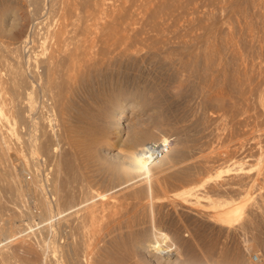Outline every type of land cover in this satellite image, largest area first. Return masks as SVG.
<instances>
[{
    "label": "rangeland",
    "instance_id": "374dc122",
    "mask_svg": "<svg viewBox=\"0 0 264 264\" xmlns=\"http://www.w3.org/2000/svg\"><path fill=\"white\" fill-rule=\"evenodd\" d=\"M3 12L0 264H150L132 246L155 227L179 264H264V0H0ZM47 66V87L30 86ZM108 93L132 116L121 135L93 120ZM137 124L154 138L131 149ZM163 139L149 179L110 162Z\"/></svg>",
    "mask_w": 264,
    "mask_h": 264
},
{
    "label": "bare ground",
    "instance_id": "6f19581e",
    "mask_svg": "<svg viewBox=\"0 0 264 264\" xmlns=\"http://www.w3.org/2000/svg\"><path fill=\"white\" fill-rule=\"evenodd\" d=\"M7 13L8 12H3V14L1 15L0 14V28H1V26H2V24L4 23V20H5V17H6V15H7ZM14 15H12V18H14L13 17ZM15 19V18H14ZM14 19H12V20H14ZM61 26V25H60ZM63 28V27H62ZM62 28H56V31L54 32L56 35H58V36H62V34H63V32H62ZM1 29H3V26H2V28ZM64 29V28H63ZM4 30V29H3ZM22 32H20V34H21ZM55 35V36H56ZM58 36H57V38H58ZM64 37V35L62 36V38ZM56 38V37H55ZM56 38V40H58ZM62 38H60V39H62ZM56 43H58V42H60L61 43V41L59 40L58 42L57 41H55ZM23 43V42H22ZM56 45V44H55ZM58 46V44L56 45V47ZM56 49H58L59 50V48L57 47ZM61 49V48H60ZM54 51H55V49H54ZM53 53V52H52ZM56 52H54V54H55ZM53 54V55H54ZM72 54H74V53H72ZM53 55H51L52 57H54L55 58V56H56V54H55V56H53ZM50 56V57H51ZM71 56V55H70ZM70 56H69V58H70ZM75 56H77V55H75ZM49 57V61L51 60V58ZM73 58H74V56H72ZM30 58V57H29ZM68 58V59H69ZM73 58L72 59H69V61H67L68 62V64L69 63H71V64H69L70 65V67L71 66H78V62H77V60H76V62H75V60H73ZM66 59V58H65ZM76 59H78V57L76 58ZM53 60H55V59H53L52 58V62H54ZM31 61V60H30ZM47 61H48V59H47ZM43 62V64L45 63H50V62ZM65 61V60H64ZM78 61H79V59H78ZM36 62V61H35ZM29 63V62H28ZM32 63V62H31ZM40 63H42V62H40ZM39 63V64H40ZM42 64V65H43ZM47 64V65H48ZM52 65H53V63H52ZM23 66V65H22ZM36 66V65H35ZM48 66H51V63L48 65ZM47 66V68H45L46 70L49 68ZM79 66H80V64H79ZM38 67V66H37ZM41 67V66H40ZM44 67H45V65H44ZM52 68L51 69H53V66H51ZM75 67V68H76ZM34 68V67H33ZM42 68V67H41ZM73 68V67H72ZM74 68V69H75ZM78 68V67H77ZM35 69V68H34ZM66 69H67V67H66ZM71 69V68H70ZM23 70V69H22ZM31 70V69H30ZM62 70V69H61ZM68 70H69V68H68ZM36 71V70H35ZM43 71H44V69H43ZM49 70H47V71H44V75H42L41 77H37V74H36V78H34V79H32V80H30L31 82H30V86H34L35 85V87L37 86V87H43V86H45L46 84H47V81H48V76H49V78L51 79V76L49 75V73H53L52 71H55L54 69L50 72H48ZM75 71V70H74ZM26 72V71H25ZM33 72V71H32ZM63 72V71H62ZM73 71H72V69L70 70V74L68 75V76H70L71 77V75L73 74L72 73ZM42 73V72H41ZM72 73V74H71ZM24 74V73H23ZM34 74V73H33ZM64 74H66V73H64ZM55 75V74H54ZM23 76H25V75H23ZM63 76V75H62ZM67 76V77H68ZM26 77V76H25ZM24 77V78H25ZM53 77V76H52ZM23 78V77H22ZM29 79V78H28ZM60 79V78H59ZM67 79H71V80H73L72 78H67ZM20 81V80H19ZM22 81H24V80H22ZM22 81H21V83H22ZM68 81V80H67ZM66 82V81H65ZM70 82V81H69ZM25 83H26V81H25ZM28 83V82H27ZM48 84H49V82H48ZM22 85V84H21ZM27 85V84H26ZM24 86V85H23ZM28 86V85H27ZM27 86H25V88L27 87ZM30 86H28L29 88H30ZM58 86V85H57ZM27 87V88H28ZM36 87V88H37ZM46 87H47V85H46ZM26 88V90H28ZM38 88V89H39ZM42 89V88H41ZM45 89V88H44ZM25 91V90H24ZM51 92V91H50ZM116 92V91H115ZM38 93V92H37ZM46 93V92H45ZM110 93H112V92H110ZM110 93H108V95L110 94ZM114 93V92H113ZM112 93V94H113ZM117 93V92H116ZM116 93H115V95H116ZM120 93V92H119ZM112 94H110L109 96H104V95H102V96H104L103 98H102V96L100 97V98H102V101H103V103H105V102H107L108 103V105H109V108H110V110L108 111V109L109 108H107L105 105L103 106V104L101 105L100 103H99V105H101V106H103V107H100L101 109H100V111H99V113H98V115L95 113V115H97V116H95V117H97V118H93V120L95 121V119H98V121H100V122H110L111 124H114V131L116 130L117 132H118V134H120L121 135V133H122V130L124 129L123 128V126H124V122H125V120H127V118L129 119V118H131L132 116H130L128 113H127V111H126V109L124 108V107H121V105H119L120 104V102H121V98L120 97H117V95L116 96H112ZM118 94V93H117ZM124 94V93H123ZM22 95V94H21ZM30 94L29 93H27V91H26V94H25V96H26V98H27V96H29ZM106 95V94H105ZM24 95H23V97H25ZM51 96V95H50ZM120 96V95H119ZM125 96V95H124ZM138 96L139 95H134V97L132 98L133 100H137L138 99ZM35 97V96H34ZM33 97V98H34ZM49 97V96H48ZM58 97V96H57ZM25 98V99H26ZM38 98V97H37ZM99 98V99H100ZM24 99V98H23ZM22 99V100H23ZM42 99V98H41ZM49 99V98H48ZM141 99H143V97H141ZM150 99V98H149ZM28 100H29V98H28ZM34 100V99H33ZM53 100V99H52ZM139 100V99H138ZM144 100V99H143ZM37 101V100H36ZM43 101V100H42ZM100 101V100H99ZM142 101V100H141ZM25 102H27V100L25 101ZM56 102V101H55ZM20 103V102H19ZM23 103H24V101H23ZM41 103V102H40ZM39 103V104H40ZM44 103L45 102H43V105H44ZM25 104V103H24ZM28 106L26 105H23V109H24V107H25V109L24 110H22V112L20 113V114H18L19 115V117H20V115L22 116V117H20L19 119L20 120H22V118L24 119L23 120V122L26 120V118L27 117H31L30 115L29 116H27L28 114H29V112H31V109L33 108L30 104H32L31 102L29 103V101H28ZM55 104V103H54ZM107 105V106H108ZM39 106H42V104L41 105H39ZM46 106V105H45ZM45 106H43V107H45ZM62 106V105H61ZM18 107V106H17ZM34 107H35V105H34ZM94 107V106H93ZM22 108V107H21ZM20 108V109H21ZM54 108V107H53ZM55 109V108H54ZM91 109H93V108H91ZM94 110H97V108L96 109H94ZM98 110H99V107H98ZM97 110V111H98ZM96 111V112H97ZM27 112H28V114H27ZM33 112H34V109H33ZM94 112V111H93ZM32 113V112H31ZM30 113V114H31ZM44 113V112H43ZM55 113V112H54ZM47 114V113H46ZM56 114V113H55ZM94 114V113H93ZM34 113L32 114V117H34ZM41 115V114H40ZM61 115V114H60ZM58 116V115H57ZM32 117L30 118V121L32 122ZM43 117V116H42ZM91 117V116H90ZM93 117V116H92ZM17 118V117H16ZM52 118V117H51ZM156 118H158V117H156ZM35 119H36V117H35ZM155 119V118H154ZM18 120V119H17ZM157 120V119H156ZM28 121H29V118H28ZM30 121H29V123H30ZM2 122V121H1ZM34 122V121H33ZM96 123H97V121H95ZM99 122V123H100ZM137 122V121H136ZM156 122V121H155ZM27 123V122H26ZM25 123V124H26ZM62 123V122H61ZM83 123V122H82ZM94 123V122H93ZM36 123L34 122V125H35ZM133 124H135V122L133 123ZM32 125V123H30L29 124V129L30 130H32V128L34 129V127H33V125ZM65 125V124H64ZM97 125H98V123H97ZM128 125L130 126V123H128ZM141 125V124H140ZM157 125V124H156ZM10 126V125H9ZM22 126V125H21ZM37 126V125H36ZM93 126L94 125H92V129H93ZM99 126H101V125H99ZM127 126V125H126ZM126 126H124V127H126ZM131 126H133L132 125V122H131ZM152 126H153V123H152ZM5 127V126H4ZM28 127V126H27ZM69 127V126H68ZM80 127V126H79ZM86 127V126H85ZM87 127H89V128H91V126H87ZM96 127V126H95ZM95 127H94V130H95ZM140 127V129H141V126H139ZM139 127H138V124H137V128L136 127H134L135 129H133V130H131L129 133L127 132V130H126V132H127V136L129 137L130 136V138H129V142H130V144H127V145H129L130 146V148L132 149H135L134 148V146L135 145H138L140 142H142L143 143V140H145V139H150L151 137H150V135L147 133V131L148 130H146V131H142V130H140L139 129ZM36 128V127H35ZM81 128V127H80ZM89 128H87V129H89ZM24 129V131H26V132H28L29 131V129L27 128V130H25V128H23ZM66 129H67V127H66ZM97 129V128H96ZM126 129V128H125ZM35 130V129H34ZM33 130V131H34ZM78 130V129H77ZM82 130H84V128L82 129ZM85 130H86V128H85ZM84 130V131H85ZM93 130V131H94ZM98 130H100V129H98ZM105 130V129H104ZM103 130V131H104ZM72 131H74V130H72ZM88 131V130H87ZM86 131V132H87ZM97 131V130H96ZM35 132V131H34ZM55 132V131H54ZM76 132V131H75ZM74 132V133H75ZM89 132H92V130L90 129L89 130ZM98 132V131H97ZM97 132H95V133H97ZM102 132V131H101ZM101 132H100V134H101ZM28 133H30V132H28ZM49 133V132H48ZM85 133V132H84ZM84 133L83 134H81V135H83V136H81L80 135V137H87L88 135L87 134H85V136H84ZM99 133V132H98ZM102 133H104V135L102 136V135H99V136H102V137H104L105 136V131L104 132H102ZM31 134V133H30ZM29 134V135H30ZM77 133H75V136H77L76 135ZM90 134V133H89ZM92 134H94V133H92ZM129 134V135H128ZM38 135V134H37ZM68 135V134H67ZM69 135H70V133H69ZM72 135V134H71ZM91 135V134H90ZM89 135V136H90ZM95 135V134H94ZM94 135H91L92 136V138H93V136ZM119 135V136H120ZM25 136H27L26 135V133H25ZM44 136V135H43ZM55 136V135H54ZM62 136V135H61ZM74 135H72V136H70V137H73ZM79 136V135H78ZM77 136V137H78ZM88 136V137H89ZM96 136V135H95ZM94 136V138H95V142H99L100 140L99 139H106L105 137L104 138H99V136H98V140L96 141V137ZM1 137V136H0ZM29 137V136H28ZM69 137V136H68ZM70 137H69V139H68V141L69 140H71V141H74V140H76L75 139V137H74V140L73 139H70ZM79 137V138H80ZM86 137H85V140H87L86 139ZM128 137H127V139H128ZM27 138V137H26ZM36 138V137H35ZM60 138V137H59ZM66 138V137H65ZM78 138V140L79 141H81V138L79 139ZM90 138V137H89ZM118 138V137H117ZM152 138H154V137H152ZM151 138V139H152ZM28 139V138H27ZM30 139V138H29ZM52 139V138H51ZM84 139V138H83ZM37 140V139H36ZM77 140V141H78ZM90 140V139H89ZM165 139H163V141H164ZM24 141L26 142L27 140H25L24 139ZM33 141V140H32ZM32 141H27L29 144H30V142H32ZM35 141V140H34ZM33 141V142H34ZM53 141V140H52ZM55 141V140H54ZM92 142H90V143H95L94 141H93V139L91 140ZM120 141V140H119ZM146 141V140H145ZM144 141V142H145ZM24 142V143H25ZM26 142V143H27ZM32 142V143H33ZM39 142V141H38ZM57 142V141H56ZM70 142V141H69ZM83 142V141H82ZM82 142H81V144L80 145H82ZM104 142H106L105 140H104ZM6 143V142H5ZM27 143V144H28ZM35 143V142H34ZM75 143H78V142H75ZM84 144H87V145H85V147H88V145H89V143H86L85 141L83 142ZM127 143H128V140H127ZM1 144V143H0ZM71 144V143H70ZM79 144V143H78ZM32 147H33V145L32 144H30ZM51 145V144H50ZM72 145H73V142H72ZM79 145V146H80ZM93 145H96V147L99 149V147L97 146V144L95 143V144H93ZM99 145V144H98ZM101 145V144H100ZM2 146V145H1ZM21 146V145H20ZM26 146V145H25ZM56 146V145H55ZM76 146H78V145H76ZM75 146V147H76ZM27 147V146H26ZM31 147V148H32ZM51 147V146H50ZM119 147V146H118ZM39 148V147H38ZM81 148V147H80ZM79 148V149H80ZM89 148H93V146H92V144H91V146H89ZM119 148H121V146L119 147ZM118 148V149H119ZM145 148V147H144ZM144 148H142V149H140V150H138V151H135V152H132V153H128V154H126L125 155V158H123V162L121 161V162H118V161H120V159H119V156H118V153H120V151L119 150H122V149H119L116 153H114L113 155H109L110 157H115L116 155L118 156V159H116L117 157H115V162H114V160H111V159H113V158H110V162H113V164L114 163H116L117 162V164H114L113 165V167L115 168V170H117L119 173H120V171H121V173H123V174H126V175H129V174H137V175H139V176H143L144 178H148L149 179V176H150V166L151 165H153V163H146L143 159H142V151H143V149ZM6 149V148H5ZM48 149V148H47ZM169 149H170V145H169ZM2 150V149H1ZM30 150V149H29ZM100 150V149H99ZM43 151V150H42ZM41 151V152H42ZM51 151V150H50ZM36 152H39V150L37 149L36 150V148H34L33 147V149L32 150H30V153H31V155L32 154H37ZM122 152V151H121ZM169 153V150H168V152L166 153V154H168ZM39 154V153H38ZM49 154V153H48ZM51 154V153H50ZM49 154V155H50ZM104 154V153H103ZM165 154V155H166ZM164 155V156H165ZM35 156V155H34ZM103 156V155H102ZM106 155H104V157H105ZM108 155L106 156L107 158L109 157ZM104 157H102V158H104ZM38 158H41V157H38ZM163 158V157H162ZM161 158V159H162ZM35 159V158H34ZM36 160V159H35ZM106 160H108L109 161V158L108 159H106ZM118 160V161H117ZM158 161H160V160H157V161H155L156 163L158 162ZM20 162V161H19ZM27 163V162H26ZM30 164V163H29ZM28 164V165H29ZM21 165V164H20ZM109 167H111V166H109ZM34 168V167H33ZM117 168V169H116ZM22 169H23V167H22ZM21 169V170H22ZM39 169V168H38ZM25 170V169H24ZM37 170V169H36ZM114 170V171H115ZM38 171V170H37ZM23 172V171H22ZM30 174H32V173H30ZM33 175V174H32ZM122 175V174H121ZM26 176V175H25ZM31 176V175H30ZM152 176V175H151ZM154 176V175H153ZM25 178V177H24ZM22 179V178H21ZM23 181H24V179H23ZM54 181V180H53ZM26 182V181H25ZM34 182V181H33ZM57 182V181H56ZM55 183V182H54ZM149 183V182H148ZM35 184H37V183H35ZM30 185V184H29ZM39 185V184H38ZM57 185V184H56ZM55 185V186H56ZM52 186V185H51ZM35 187V186H34ZM21 188V187H20ZM53 188V187H52ZM55 188V187H54ZM53 188V189H54ZM58 188V187H57ZM82 188V187H81ZM89 188V187H88ZM25 189V188H24ZM32 189L30 188H27L25 191H27V192H32V193H34L35 191H31ZM34 190H35V188H34ZM56 190V189H55ZM22 191V190H21ZM56 192V191H55ZM54 192V193H55ZM58 192H59V190H58ZM23 193H24V191H23ZM22 193V194H23ZM88 194V193H87ZM60 195V194H59ZM190 195H192V194H190ZM37 196V195H36ZM61 196V195H60ZM194 196V195H193ZM58 197V196H57ZM135 197V196H134ZM137 198H139V197H137ZM205 198V197H204ZM88 199V198H87ZM111 199V198H110ZM117 199V198H116ZM124 199V198H123ZM140 199V198H139ZM143 199V200H142ZM32 200V199H31ZM54 200V199H53ZM60 200V199H59ZM117 200H119V199H117ZM136 200V199H135ZM142 200V201H141ZM40 201V200H39ZM58 201V200H57ZM56 201V202H57ZM131 201H132V199H131ZM134 201V200H133ZM137 201V200H136ZM139 201V200H138ZM140 203H139V205H140V207H146L147 206V204H148V200L147 199H144V198H141L140 199ZM116 202H119V201H116ZM115 202V203H116ZM42 203V202H41ZM131 203V202H130ZM99 204V203H98ZM108 204V203H107ZM137 204V203H136ZM105 205H106V203H105ZM104 205V206H105ZM131 205H132V203H131ZM130 205V206H131ZM43 206H45V205H43ZM84 206V205H83ZM95 206V205H94ZM94 206H92V207H90L87 211H86V217L89 219V221L90 222H93L94 221V218L96 217V214L98 213L97 212V210L98 209H95V208H93ZM136 205H134L133 207H135ZM41 207H42V205H41ZM102 207V206H101ZM107 207V206H106ZM124 207V206H123ZM127 207H128V204H127ZM133 207H132V209H133ZM139 207V206H138ZM38 208V207H37ZM56 208V207H55ZM103 208V207H102ZM137 208V207H136ZM135 208V211L137 210ZM143 208H140V210L141 209H143ZM43 210H44V208H42ZM101 209V208H100ZM114 209V208H113ZM117 209V208H116ZM124 209V208H123ZM126 209V208H125ZM130 209V208H129ZM131 209V210H132ZM26 210V209H25ZM102 210V209H101ZM103 210H104V208H103ZM127 210V209H126ZM134 210V209H133ZM79 211V210H78ZM25 212V211H24ZM56 212V211H55ZM103 212V211H102ZM110 212H111V210H110ZM126 212V211H125ZM131 212V211H130ZM138 212V211H137ZM100 213H101V211H100ZM123 213V212H122ZM133 213H135V212H133ZM140 213V212H139ZM143 213H144V211H143ZM107 214V213H106ZM106 214H104V215H106ZM137 214V213H136ZM99 215V214H98ZM103 215V216H104ZM117 216V215H116ZM119 216V215H118ZM124 216V215H123ZM136 216H138V215H136ZM143 216V215H142ZM82 217V216H81ZM106 217V216H105ZM78 218V217H77ZM114 218V217H113ZM128 218V217H127ZM131 218V217H130ZM118 219V218H117ZM121 219H122V217H121ZM140 219V218H139ZM106 220V219H105ZM114 220V219H113ZM124 220H125V218H124ZM127 220V219H126ZM134 220V219H133ZM226 220V219H225ZM115 222H116V220H114ZM122 221H123V219H122ZM87 222V221H86ZM110 222V221H109ZM114 222V223H115ZM58 223V222H57ZM106 223V222H105ZM119 223V222H118ZM121 223V222H120ZM123 223V222H122ZM131 223V222H130ZM135 223V222H134ZM138 223H139V221H138ZM137 223V224H138ZM113 224V223H112ZM124 224V223H123ZM127 224V223H126ZM125 224V225H126ZM132 224V223H131ZM130 224V225H131ZM141 224V223H140ZM69 225V224H68ZM79 225V224H78ZM129 225V224H128ZM127 225V226H128ZM139 225V224H138ZM117 226V225H116ZM120 225H118V227H119ZM130 227V226H129ZM142 227V226H141ZM8 228V227H7ZM111 228V227H110ZM123 228V227H122ZM125 228V227H124ZM128 228V227H127ZM139 228V227H138ZM106 229V228H105ZM114 229V228H113ZM133 229V228H132ZM134 229H136V228H134ZM150 229V228H149ZM8 230V229H7ZM9 230H10V228H9ZM115 230H116V228H115ZM128 230H129V228H128ZM158 229L155 227V229H153V228H151L150 229V234L149 235H147V234H145V232L144 233H142L141 231V233L143 234H141V233H139L138 231H135V232H138L136 235L138 236V239H136L137 241H136V243H135V245L134 246H132L133 248H132V252H133V256H135V258L137 257L138 259H141V261L143 262V261H145L146 259L148 260L149 259V263L150 264H179V262L177 261V260H170V255L171 254H169V252H170V250H169V248L167 249L164 245H163V241H164V239L163 238H160L159 236V234H158V232L159 231H157ZM134 231V230H133ZM118 232V231H117ZM134 232V233H135ZM149 232V231H148ZM6 236V235H5ZM131 238H132V236H131ZM137 238V237H136ZM67 240V239H66ZM131 240V239H130ZM125 241H126V239H125ZM132 242H134V241H132ZM93 244V243H92ZM75 245V244H74ZM80 245V244H79ZM67 247V246H66ZM67 248H65V250H66ZM71 249H73V248H71ZM83 249V248H82ZM65 250L63 251V252H65ZM74 251V250H73ZM67 252V251H66ZM66 252H65V254H66ZM63 254V253H62ZM62 254H60V255H62ZM59 255V254H58ZM77 255V254H76ZM83 255H85V254H83ZM71 256H72V251H70V252H67V254H66V258L68 259V260H70V259H73V258H71ZM91 256V255H90ZM132 256V257H133ZM62 258H64L63 256H62ZM86 259H89L88 258V253H87V255H86V257H85ZM85 258H83L84 259V261H85ZM7 259V258H6ZM65 259V258H64ZM143 259V260H142ZM145 259V260H144ZM146 260V261H147ZM138 261V260H137ZM140 261V262H141ZM70 262V261H69ZM6 263V262H5ZM71 263V262H70ZM144 263H146V262H144ZM235 264H240V263H238V262H236Z\"/></svg>",
    "mask_w": 264,
    "mask_h": 264
},
{
    "label": "built area",
    "instance_id": "2783aa9c",
    "mask_svg": "<svg viewBox=\"0 0 264 264\" xmlns=\"http://www.w3.org/2000/svg\"><path fill=\"white\" fill-rule=\"evenodd\" d=\"M170 141L164 140L158 143L147 145L142 151V159L146 163H151L161 159L169 150ZM253 262H258L257 257H253Z\"/></svg>",
    "mask_w": 264,
    "mask_h": 264
}]
</instances>
